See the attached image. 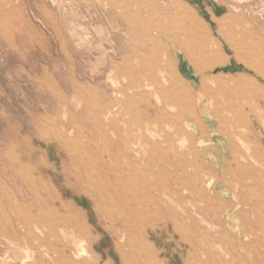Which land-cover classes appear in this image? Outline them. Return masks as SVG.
Here are the masks:
<instances>
[{
  "label": "rangeland",
  "instance_id": "1",
  "mask_svg": "<svg viewBox=\"0 0 264 264\" xmlns=\"http://www.w3.org/2000/svg\"><path fill=\"white\" fill-rule=\"evenodd\" d=\"M78 1L84 6L88 4L87 0ZM143 3L146 9L152 8L146 13L148 18L155 13L159 15V12L171 17L170 20L156 23L158 27L167 25L166 29L159 34L152 32L153 43L130 42L125 38L124 31H121L125 49L115 51L116 42L113 38L117 33L111 30L110 22H104L102 27L96 24L91 16L77 10L75 0H0V178L10 192H14L16 186L11 181L10 172L5 170L9 171L12 164H17L21 154L35 153L31 160L25 162L26 166L34 167L42 165V162L59 165L55 151L59 150L61 143L55 135L66 133L75 142L85 144L86 137L93 132L109 130L105 120H100V123L94 120L96 108L99 109V116L101 107L112 108L114 105L116 128L120 135L133 133L138 138L150 140L155 135L163 150L171 147L169 140L177 146L180 140L187 139L186 146H193L200 153L198 161L194 155H189L193 163L188 169L189 173L210 175L221 196L222 177L219 169H228L224 162L232 164L235 159L241 163L244 173L257 171L256 179L261 176L264 180V79L249 69L244 60L237 59L234 53L246 51L248 56L254 58L253 65L264 64V0H143ZM178 14L190 18V24L199 23L200 37L197 38L182 22H174ZM53 23L58 24L62 38L67 43V51ZM169 26L173 30L172 34L181 37L186 46L185 51L197 53L195 57L204 56L202 48L207 46L209 51L225 53L228 56L227 65L197 75L195 64L187 59L185 52L179 54L178 60L173 56L176 49L169 42ZM223 33L230 35V43L222 37ZM128 44H131L130 48H127ZM150 46L160 47L158 55L143 59L136 57L135 49L141 53ZM68 56L75 65L71 64ZM126 58L130 61L128 66L124 62ZM112 60L121 67L120 70L112 67ZM177 62V72L180 74L176 72L177 77L181 76L184 85L190 90L196 89L199 97L202 96L204 79L220 78L221 84L227 89L241 86L238 95L233 98L234 104L257 107L261 116L257 112L248 125L239 123V136L233 135L229 141L227 136L214 132L218 124L208 116L215 109L216 101H219L222 109H226L227 103L224 104L223 98L220 95L216 99L207 97L202 102L194 99L193 111L197 109L196 118L204 131L203 134H195L189 125L195 126L196 121L179 118L177 104L173 102L167 106L162 100L170 97L166 90L168 85L161 80V76L169 78V66L174 67ZM150 64L168 69H165V73H158L160 76L154 86L151 82H144L147 78L144 67ZM135 80L149 83L151 87L144 92L135 86L129 87ZM254 86L259 94H251L246 90ZM139 94L143 95V99H126L134 95L138 97ZM183 102L186 110L191 112L189 100L184 99ZM148 106L153 110H148ZM224 115L229 113L224 112ZM139 120L141 123L138 124ZM180 129L182 133H178ZM111 138L114 140L116 137L112 134ZM200 143H204L202 148H199ZM225 144L231 158L223 150ZM68 147L73 149L72 144H68ZM203 150H207L206 154ZM155 153V158L160 159L162 151L157 149ZM115 154L122 156L119 149L115 150ZM254 156L258 159L255 160ZM217 161L219 165L214 164ZM150 169L144 177L150 181L166 178L167 171L173 173L170 166L169 169L159 166L154 171ZM227 180L231 182L232 179ZM243 186H251L255 190L257 196L252 208L258 212L257 215L264 217V196L261 192L264 184L251 177L247 183L234 182L237 190ZM65 191L67 205L85 214L89 234L83 246L88 252L87 259L95 260V264H125L121 254L129 257L128 249L113 236L109 223L102 217V207L93 206L87 195L74 193L71 189ZM219 196L216 199L222 203ZM140 197L141 201H149L145 195L140 194ZM6 201L4 194L2 208L11 214L10 204ZM19 203L22 204L20 200ZM141 206L143 211L137 215L145 219L148 215L144 205ZM151 213L153 218L147 221H151L156 229L147 230V241L157 250L158 263L187 264V245L179 246L171 234L161 231L160 221L166 216ZM175 214L179 217L182 210ZM132 225L130 237H140L143 227ZM189 229L192 233L197 232L194 227ZM68 238L71 239L72 235ZM2 242L0 261L1 264H8L11 261L8 260L6 250L9 249L4 236Z\"/></svg>",
  "mask_w": 264,
  "mask_h": 264
},
{
  "label": "bare ground",
  "instance_id": "2",
  "mask_svg": "<svg viewBox=\"0 0 264 264\" xmlns=\"http://www.w3.org/2000/svg\"><path fill=\"white\" fill-rule=\"evenodd\" d=\"M87 3V6H84L75 0L77 10L91 16L96 24L102 27L104 22H110L111 30L117 33L113 38L116 42L115 51L125 49L121 31H124L125 38L130 42L134 40L139 43H153L152 32L163 33L167 27V25L158 27L156 23L171 18L159 11V15L155 13L148 18L146 13L152 8L148 10L143 7V0H87ZM176 17L175 23L182 22L197 38L200 37L199 23L190 24V18L187 17V20L182 14ZM53 28L61 39L64 50L67 51V43L62 38L58 24L53 23ZM172 33L173 30H170L169 26V42L176 49L173 56L178 60L179 54L185 52L187 59L195 64L197 75L227 65L228 56L225 53L217 51L215 53L204 46L202 54L206 55L195 57L197 53L185 51L186 46L181 37ZM222 37L229 43L232 40L226 33H223ZM130 45L128 44L127 48H130ZM159 48L150 46L141 53L135 49V54L140 59L151 58L158 55ZM234 53L237 59L244 60L249 69L264 79V64L253 65L254 58L248 56L246 51L239 50ZM68 57L71 64L75 65L70 56ZM124 62L126 66L130 63L127 58ZM111 65L115 70L121 68L113 60ZM165 69H161L157 64L146 65L144 71H147L145 73L148 79L146 78L144 82H151L154 86L160 76L158 73H165ZM177 70L178 62L174 67L169 66V78L161 76V80L168 85L166 90L169 91L170 97L162 100L167 106L173 102L177 104L179 118H191L196 121L195 126L189 125L195 134L200 132L203 134L204 131L196 118L197 109L193 111L194 99L202 102L203 99H208L207 97L216 99L220 95L223 98L224 104L227 103L226 109H222L219 101H216L215 109L208 116L218 124V129L214 132L222 133L229 141L231 136H239V123L248 125L254 117L253 114L257 112L261 116V111L257 107L233 103V98L238 95L241 86L227 89L221 84L220 78L204 79L202 96L199 97L196 89L190 90L184 85L181 76L177 77ZM130 86L141 89L140 92L151 87L149 83L145 84L141 80H135L129 84ZM246 90L251 94H259L255 86ZM141 96L143 95L139 94L138 97L134 95L126 99H143ZM184 99L192 104L191 112L186 110ZM115 107V105L112 108L101 107L99 116V109L96 108L94 120L96 123L105 120L109 130L93 132L86 137L85 144L75 142L66 133L55 135L61 143L59 150L55 151L59 165L52 166L42 162V165L26 166L25 162L31 160V156L35 154L32 152L21 154L17 158V164H12L9 171L5 170L7 173L10 172L11 181L16 186L15 191L10 192L7 184L0 178V244H3L4 236L9 249L6 250L9 254L8 260L11 261L8 264L96 263L95 260L87 259L88 252L83 246L89 234L85 214L67 205L64 200L67 189L89 196L93 206L102 207V217L109 223L113 236L128 249L129 257L121 254V260L125 264H159L157 250L147 241V230L156 229L151 221H147L153 218L151 212L167 217L160 221L161 231L171 234V238L176 240L179 246L187 245L189 248L187 264H264V217L257 215L258 212L252 208L257 193L251 186H243L238 190L234 187V182L247 183L250 177L264 184L261 176L256 179L257 171L250 170L244 173L241 163L235 159L232 163L235 165L224 162L228 169H219L222 177L221 196L210 175L189 173L188 169L193 164L188 158L189 155H194L198 161L200 153L195 147L186 146L187 139L180 140L177 146L169 140L171 147L169 150H163L161 142L155 139V135L152 140L138 138L133 133L120 135L116 128L113 111ZM148 107V110H153L151 106ZM224 112H228L229 115H224ZM137 123H141L140 120ZM182 132V129L178 131ZM112 134L116 137L114 140L111 138ZM68 144H72L73 149L68 147ZM203 144L200 143L199 148H202ZM224 146L223 150L227 151V156L231 158L228 147L226 144ZM117 149L122 154L121 157L115 154ZM157 149L162 151L160 159L155 158ZM203 151L206 154L207 150ZM254 158L258 159L257 156ZM214 164L220 163L217 161ZM156 166L162 169H169L170 166L173 173L169 174L167 171L166 178L155 179L156 181L144 178L149 168L154 171ZM227 178L232 179L231 182ZM261 192L264 196V189L263 191L261 189ZM185 193H189L188 196L185 197ZM4 194L6 202L10 204L11 214L2 208ZM140 194L148 197L149 201H141ZM217 195H220L222 203L217 201ZM141 205H144V211L148 215L145 219L137 215L143 211ZM179 210H182V214L178 217L175 213ZM62 212L63 215L60 214ZM132 224L143 227L140 237H130ZM189 227H194L197 232L192 233ZM70 235L71 239L68 238ZM1 252L0 248V254Z\"/></svg>",
  "mask_w": 264,
  "mask_h": 264
}]
</instances>
